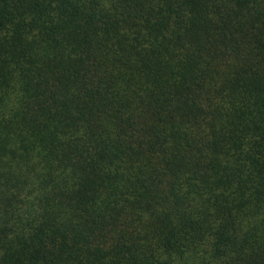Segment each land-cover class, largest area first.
Here are the masks:
<instances>
[{
    "label": "trees",
    "instance_id": "1",
    "mask_svg": "<svg viewBox=\"0 0 264 264\" xmlns=\"http://www.w3.org/2000/svg\"><path fill=\"white\" fill-rule=\"evenodd\" d=\"M0 264H264V0H0Z\"/></svg>",
    "mask_w": 264,
    "mask_h": 264
}]
</instances>
